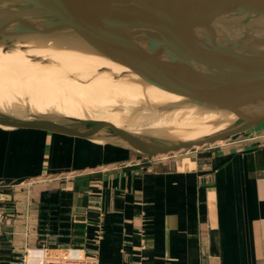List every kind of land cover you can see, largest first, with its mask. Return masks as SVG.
<instances>
[{"label": "crops", "instance_id": "0c3cea01", "mask_svg": "<svg viewBox=\"0 0 264 264\" xmlns=\"http://www.w3.org/2000/svg\"><path fill=\"white\" fill-rule=\"evenodd\" d=\"M154 93L178 99L139 98ZM195 154L141 164L115 141L0 126V184L21 187L0 205V264L36 247L98 264H264V125Z\"/></svg>", "mask_w": 264, "mask_h": 264}, {"label": "water", "instance_id": "95a60500", "mask_svg": "<svg viewBox=\"0 0 264 264\" xmlns=\"http://www.w3.org/2000/svg\"><path fill=\"white\" fill-rule=\"evenodd\" d=\"M20 2L38 16L0 17V30L51 35H88L110 48L128 68L182 94L184 101L234 114L227 126L190 139L139 131L106 119L7 117L0 126L110 140L141 154L156 155L202 147L264 124V49L253 31L264 30V0H0ZM245 27L250 41L226 37ZM261 39V36L259 40ZM241 43L246 44V47ZM113 59V57H112ZM124 74L125 71H121Z\"/></svg>", "mask_w": 264, "mask_h": 264}, {"label": "rangeland", "instance_id": "374dc122", "mask_svg": "<svg viewBox=\"0 0 264 264\" xmlns=\"http://www.w3.org/2000/svg\"><path fill=\"white\" fill-rule=\"evenodd\" d=\"M7 7L6 3L0 4V17L7 18L13 15ZM13 13L19 17H30L33 22L39 21L38 16L34 15V11L28 6H23V4H19ZM259 26L260 21L253 24L247 23L246 26L228 29L223 34L233 39L250 41L248 39L250 33L241 31V29ZM252 36L258 37L257 41L260 42L259 38L264 36V30L253 31ZM61 37H65L67 40H61ZM68 37H72L73 42L76 43L85 41L84 45L69 43L72 46L83 45L85 49L90 46L88 35L80 32L61 31L56 34L45 35L42 33L18 34L9 30H0V48L3 51H8L9 48L13 50L18 46L20 50L26 51L27 60L33 62H22V64L18 62L17 65L12 64L9 66L0 65V75L8 74V76L14 78L13 81L10 78L8 81L0 79L1 84L5 83V86L9 87V89L7 87L5 91L0 92V114L7 117H39L58 121H66L69 118H104L144 132L149 129L168 126L194 128V125L191 124L194 120H190V118H187V114L183 115L184 112H182L185 106L191 104L185 102V99L182 104L174 105L172 103L169 104L170 106H165L157 104L158 100L148 102L145 98H131L110 91L106 86L111 85H105V80L112 78L115 80L122 74L120 68L129 70L121 81H126L131 75L135 74L128 68L127 64L130 62L126 63L112 59L114 52L107 46L102 47L103 45L96 47L99 49L98 53L69 47L66 45V41L70 40ZM37 38L42 40L46 38L50 41L52 39V42L46 41L49 43L39 46L34 42ZM57 42H64L65 45L57 44ZM250 43L256 48L255 40L254 42L250 41ZM53 48H61V51L64 52L57 51L56 54H69L68 59L60 58L52 53L51 49ZM257 48L264 49V44L260 43ZM57 57H59V60L55 59ZM46 62L50 63L46 64ZM105 64L110 67L106 71L109 72V75L107 78H100L105 73L102 72L101 65ZM96 69H98L97 75L93 76L92 73ZM2 70H5V72H1ZM59 82L62 84V88L67 89L56 92ZM104 88L107 90L104 91ZM52 90L53 92L50 93ZM194 150L177 151L178 153L175 152L169 159L177 161V159L187 158L194 154ZM136 153L139 152L136 151ZM198 153L195 155H198ZM7 185L9 186H6V189L8 188L9 191L4 187L0 189V205L9 201L8 197H12L15 191H21V187L14 191L16 189L15 184L13 186H11L12 184ZM1 220L3 221L2 207H0Z\"/></svg>", "mask_w": 264, "mask_h": 264}, {"label": "bare ground", "instance_id": "6f19581e", "mask_svg": "<svg viewBox=\"0 0 264 264\" xmlns=\"http://www.w3.org/2000/svg\"><path fill=\"white\" fill-rule=\"evenodd\" d=\"M5 3L8 5L7 8L12 11V13H11V14H13L12 16H15L13 11L15 12V9H17L20 2L7 1ZM0 4H3V3H0ZM0 16H1V14H0ZM4 16H6V15H4ZM34 42L37 43L39 46L49 43V42L47 43L46 41H44L40 38H37ZM260 43L264 44V36H261ZM260 43H258L257 46ZM241 44L243 46H246V44H244V43H241ZM246 47L251 48L248 45ZM51 51L54 54H56L57 51L64 52V51H61V48H59V49L53 48V49H51ZM113 54H115V53H113ZM113 54H112V56H113ZM26 55H27L26 51L20 50L18 46L16 48H14L13 50H11V48H9L8 51H3L0 48V65H5V66H7V65L9 66L12 64L17 65L18 62L20 64H22V62L33 63V62L27 60ZM56 55L59 56L60 58L64 57V59H68V57H69L68 56L69 54H64V55L56 54ZM59 57H57L55 59L59 60ZM115 57L116 56H113V59ZM116 60H118V57ZM36 63H41V62H36ZM49 63L46 62V64H49ZM101 68H102V72L103 73L105 72V73L100 78H107L109 75V72L107 73L106 71H108L107 69H110V67H108V65L105 64V65H101ZM114 68H115V66H114ZM120 69H121V71H125L124 74L119 75L120 77L118 76L117 78H115V80H114V78L105 80V85H111V86H106L107 88L110 89V91H115V92H118L119 94H122L123 96H128L131 98H139V97L143 96L144 94L148 93L149 91H155V92H159V93L166 95V96L178 97V99H176V100L170 99L169 101L165 102L164 105H166V106H168L169 104H172V103H174V105L182 104V102L184 100L182 97V94L180 92H178L176 89L171 88V87H174L173 85H167V86L162 85L158 81H156L155 78H150L148 76H144V75L139 74V73L138 74L135 73L134 75H131L126 81H121V79L126 75L125 73L129 70L128 69L125 70L126 68H120ZM97 70L98 69H96V71L94 73H92L93 76L97 75ZM6 89L7 88L0 87V92L5 91ZM62 89L65 90L67 88H62V84L59 82L58 87L56 88V92L61 91ZM102 90H103V88H102ZM106 90L107 89L104 88V91H106ZM52 92H53V90L50 91V93H52ZM143 98H145V97H142L141 99H143ZM145 99L148 102H154L153 100H158V102H156L157 104H159L161 102V99L155 93L153 94V96H150V97L145 98ZM171 106H173V105H171ZM197 108L202 109V110H200V112L197 113V116H193V114L195 113L194 111ZM182 112H184L183 115L187 114V118H190V120H192V121L194 120V122L191 123L192 126L194 125V128L187 129V128H181V127L175 128V127H169L168 126V127H158L155 129H149V131L154 132L157 135H160L163 137L184 140V139H190V138L198 137L201 135H206V134H209L213 131H217V130L227 126L228 124H230L232 122V120L234 119V114H230L229 112H224V111H220V110L218 111V110L210 109L206 106L196 105V104H189L188 106H185V108L182 110ZM223 113L224 114H230L231 116L229 117V119H227L223 115H221ZM209 115H211V116H209ZM221 116H223V117H221ZM99 119H104V118H99Z\"/></svg>", "mask_w": 264, "mask_h": 264}, {"label": "built area", "instance_id": "2783aa9c", "mask_svg": "<svg viewBox=\"0 0 264 264\" xmlns=\"http://www.w3.org/2000/svg\"><path fill=\"white\" fill-rule=\"evenodd\" d=\"M212 145H204L202 147H193L188 150L195 149L194 150L195 151L194 154H195L202 149L204 150L206 148L211 147ZM184 150H187V149H184ZM174 153L175 152L173 153L169 152L166 154H156V155L140 154L139 163L155 165L159 162L169 159L171 156L174 155ZM65 177H69V175H65ZM30 183L32 182L27 181L26 184H30ZM6 186H9V185L0 184V189L3 187L4 189H6ZM45 251L46 249L43 247H36V248L28 249L20 257L11 259L8 264H98V258L96 256L80 254L79 250L74 249V248H69L68 254L64 257H44Z\"/></svg>", "mask_w": 264, "mask_h": 264}]
</instances>
